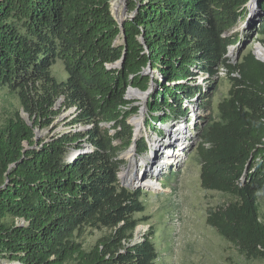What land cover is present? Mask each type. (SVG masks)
Segmentation results:
<instances>
[{"label": "trees", "instance_id": "obj_1", "mask_svg": "<svg viewBox=\"0 0 264 264\" xmlns=\"http://www.w3.org/2000/svg\"><path fill=\"white\" fill-rule=\"evenodd\" d=\"M111 1L0 0V92L32 120L15 113L0 129V264H156L153 233L133 241L142 194L118 179L134 143L127 121L139 111L126 93L152 83L153 128L185 117V101L201 95L198 76L220 69L229 89L196 157L201 188L225 201L206 209V224L245 260L264 261V62L251 52L237 64L227 57L239 44L230 32L251 20L264 47V0H253V15L252 0H130L122 23ZM57 62L65 81L52 76ZM58 100L75 109L72 126L91 128L36 144L34 129L57 118ZM136 146L146 153L143 139ZM86 229L110 233L86 250L77 241Z\"/></svg>", "mask_w": 264, "mask_h": 264}, {"label": "rangeland", "instance_id": "obj_2", "mask_svg": "<svg viewBox=\"0 0 264 264\" xmlns=\"http://www.w3.org/2000/svg\"><path fill=\"white\" fill-rule=\"evenodd\" d=\"M128 1H111V11L118 22L124 11L125 18L130 17L126 5ZM250 23H254L253 20ZM250 23L238 25L230 32L238 36L239 40L238 45L228 47L227 57L232 64H237L249 52L254 54L255 46L259 45ZM51 73L59 82L67 78L61 62L52 67ZM146 75L153 78L155 73L147 70ZM196 85L200 87L201 95L185 101V117L167 123L160 121L153 128L150 126L154 114L151 115L145 108V99L130 97L129 92L132 90L126 93V99L139 109L127 123L134 132L131 121L143 108L140 134L134 137L146 142V153L143 155H138L136 143H133L120 156L125 162L119 174L120 183L123 187L138 190L142 194L141 201L145 208L143 213L135 215L140 224L135 230L133 241L138 243L142 234L152 232L158 252L156 264H264L262 260H245L233 245L219 237L206 224V209L220 205L225 197L201 188L196 149L202 129L216 117L217 105L227 95L229 84L226 73L219 70L211 78L207 75L198 76ZM152 89L151 83L149 94ZM54 110L59 111V115L49 127L34 129L36 144L63 133L86 131L87 127L71 125L75 110H63L61 100L56 102ZM15 113L32 127V120L24 113L17 97L1 91L0 129ZM102 128L108 129L109 125H103ZM161 132L164 137L159 139ZM169 138H173V141L169 142ZM24 145L27 147V144ZM129 150H132L131 154ZM72 154L74 156L75 151L68 156ZM154 184L160 185V188L152 189ZM258 205L261 220L264 221L263 196H259ZM109 233L107 230L86 229L77 241L89 250Z\"/></svg>", "mask_w": 264, "mask_h": 264}, {"label": "bare ground", "instance_id": "obj_3", "mask_svg": "<svg viewBox=\"0 0 264 264\" xmlns=\"http://www.w3.org/2000/svg\"><path fill=\"white\" fill-rule=\"evenodd\" d=\"M120 1H125V0H120ZM115 2V1H114ZM117 2V1H116ZM248 8H249V10H250V12H252V14H253V12H254V2L253 1H251L250 3H249V5H248ZM123 19H124V17H123V13H122V16L120 17V19H119V22L120 23H122V21H123ZM254 55H255V57L258 59V60H260V61H262V62H264V47L262 46V45H257V46H255V49H254ZM129 90H132V91H130L129 92V96L130 97H136V98H143V99H145V97H146V95H143L142 93H140V92H138L137 90H133V89H130L129 88ZM128 93V92H127ZM142 94L143 95V97H142V95H140V94ZM142 113V114H141ZM141 114V115H140ZM142 116H143V108L140 110V112H139V115L137 116V117H135L132 121H131V123H132V125L134 126V128H135V131H134V135H135V137H138V135L140 134V130H141V119H142ZM165 136H166V134H165ZM134 137V141H136L137 140V138H135ZM173 139V138H172ZM172 139H168L169 140V142H172L173 140ZM129 152H130V154L132 153V150H129ZM72 157H73V155H71ZM129 156V155H128ZM160 188V185H153L152 186V189H159Z\"/></svg>", "mask_w": 264, "mask_h": 264}, {"label": "built area", "instance_id": "obj_4", "mask_svg": "<svg viewBox=\"0 0 264 264\" xmlns=\"http://www.w3.org/2000/svg\"><path fill=\"white\" fill-rule=\"evenodd\" d=\"M222 72H225L223 69H220ZM132 89V88H131ZM129 90V89H128ZM133 90H137V89H133ZM138 91V90H137ZM138 92H140V91H138ZM75 110V109H74ZM91 128V126H87V129L86 130H88V129H90ZM91 151V148L88 146V147H84V149L82 150V152H90ZM75 154H77V152H75ZM73 155V154H72ZM71 158H72V156H67V158H66V160L67 161H70L71 160ZM119 174H120V172L118 173V179H119Z\"/></svg>", "mask_w": 264, "mask_h": 264}, {"label": "water", "instance_id": "obj_5", "mask_svg": "<svg viewBox=\"0 0 264 264\" xmlns=\"http://www.w3.org/2000/svg\"><path fill=\"white\" fill-rule=\"evenodd\" d=\"M248 7V6H247ZM126 10V9H125ZM125 14H126V11H124L123 12V17L125 18ZM261 45V44H260ZM257 59V58H256ZM260 61V60H259ZM262 62V61H261ZM122 63V61L121 62H119V63H117L115 66H118V65H120ZM149 92L150 91H146V92H144L143 94L144 95H146V97H145V104H147V102H148V100H147V96H148V94H149ZM140 93H142V92H140ZM137 142V141H136ZM135 141H134V144L136 143ZM138 155H141V154H138Z\"/></svg>", "mask_w": 264, "mask_h": 264}]
</instances>
